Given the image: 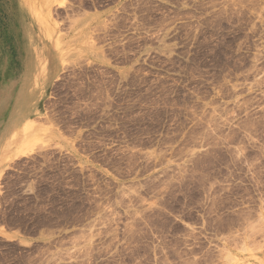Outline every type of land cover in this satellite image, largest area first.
<instances>
[{
    "label": "rangeland",
    "instance_id": "obj_1",
    "mask_svg": "<svg viewBox=\"0 0 264 264\" xmlns=\"http://www.w3.org/2000/svg\"><path fill=\"white\" fill-rule=\"evenodd\" d=\"M0 65V264H264V0H0Z\"/></svg>",
    "mask_w": 264,
    "mask_h": 264
},
{
    "label": "crops",
    "instance_id": "obj_2",
    "mask_svg": "<svg viewBox=\"0 0 264 264\" xmlns=\"http://www.w3.org/2000/svg\"><path fill=\"white\" fill-rule=\"evenodd\" d=\"M2 64L5 65V62ZM4 65H0V134L15 138V134L21 131L27 121L31 120L30 83L26 79L27 71L21 72L22 78L13 81L12 75L15 77L17 72H6ZM4 83L5 86H3Z\"/></svg>",
    "mask_w": 264,
    "mask_h": 264
}]
</instances>
